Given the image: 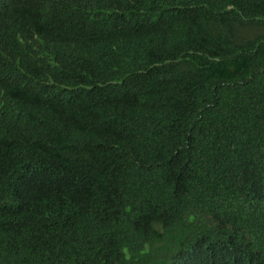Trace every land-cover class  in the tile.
Returning <instances> with one entry per match:
<instances>
[{"label": "trees", "instance_id": "trees-1", "mask_svg": "<svg viewBox=\"0 0 264 264\" xmlns=\"http://www.w3.org/2000/svg\"><path fill=\"white\" fill-rule=\"evenodd\" d=\"M0 264H264V0H0Z\"/></svg>", "mask_w": 264, "mask_h": 264}]
</instances>
